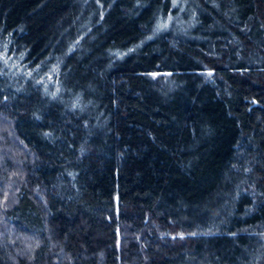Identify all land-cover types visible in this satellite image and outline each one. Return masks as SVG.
I'll list each match as a JSON object with an SVG mask.
<instances>
[{"label":"trees","instance_id":"trees-1","mask_svg":"<svg viewBox=\"0 0 264 264\" xmlns=\"http://www.w3.org/2000/svg\"><path fill=\"white\" fill-rule=\"evenodd\" d=\"M0 264H264V0H0Z\"/></svg>","mask_w":264,"mask_h":264},{"label":"rangeland","instance_id":"rangeland-1","mask_svg":"<svg viewBox=\"0 0 264 264\" xmlns=\"http://www.w3.org/2000/svg\"><path fill=\"white\" fill-rule=\"evenodd\" d=\"M179 8H180V13H179V18H178V19L180 20L181 17H182V15L186 13V9H185L184 4H181V5L179 6Z\"/></svg>","mask_w":264,"mask_h":264}]
</instances>
